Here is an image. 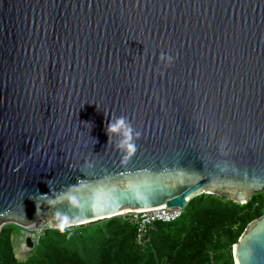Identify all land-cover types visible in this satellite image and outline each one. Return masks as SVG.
<instances>
[{
  "label": "water",
  "instance_id": "95a60500",
  "mask_svg": "<svg viewBox=\"0 0 264 264\" xmlns=\"http://www.w3.org/2000/svg\"><path fill=\"white\" fill-rule=\"evenodd\" d=\"M262 191L264 0H0V230ZM232 256L264 264V212Z\"/></svg>",
  "mask_w": 264,
  "mask_h": 264
},
{
  "label": "trees",
  "instance_id": "16d2710c",
  "mask_svg": "<svg viewBox=\"0 0 264 264\" xmlns=\"http://www.w3.org/2000/svg\"><path fill=\"white\" fill-rule=\"evenodd\" d=\"M264 212V194L246 203L200 194L169 221H154L138 239L131 214L67 228H44L25 258L16 256L21 227L0 230V264H234L232 245Z\"/></svg>",
  "mask_w": 264,
  "mask_h": 264
},
{
  "label": "clouds",
  "instance_id": "9594fccd",
  "mask_svg": "<svg viewBox=\"0 0 264 264\" xmlns=\"http://www.w3.org/2000/svg\"><path fill=\"white\" fill-rule=\"evenodd\" d=\"M160 60L170 63L172 61V57L165 53H161ZM105 131L108 136V140L111 138L110 134H115L120 137L117 148L126 153L123 157V160L126 162L135 151L134 137H138L139 133L134 131L131 124L124 116L116 117L115 119L110 120L106 125ZM35 242L36 240L33 244Z\"/></svg>",
  "mask_w": 264,
  "mask_h": 264
},
{
  "label": "built area",
  "instance_id": "2783aa9c",
  "mask_svg": "<svg viewBox=\"0 0 264 264\" xmlns=\"http://www.w3.org/2000/svg\"><path fill=\"white\" fill-rule=\"evenodd\" d=\"M180 208L177 207H156L151 209L144 210H135L128 212L126 214H131L133 219L138 221V239H141L143 233L151 229V223L154 221H169L178 217L181 213ZM34 235V234H33ZM33 240H37L35 237H32Z\"/></svg>",
  "mask_w": 264,
  "mask_h": 264
},
{
  "label": "rangeland",
  "instance_id": "374dc122",
  "mask_svg": "<svg viewBox=\"0 0 264 264\" xmlns=\"http://www.w3.org/2000/svg\"><path fill=\"white\" fill-rule=\"evenodd\" d=\"M262 193H263V191H262ZM264 194V193H263ZM187 205V204H186ZM185 208H186V206L183 208V210H185ZM125 215V214H124ZM77 226V225H76ZM74 227V226H73ZM44 228H46V227H43V228H41V230L39 229H28V231H30L31 233H33V232H37L38 233V236L42 233V231H43V229ZM20 235H19V239H20V241H17L16 243H15V253H16V256H18V257H21V258H25L29 253V250H28V248H27V246H26V244H25V240H24V237H22V234H23V232H22V229H20ZM34 234V236L33 237H35V233H33ZM22 237V238H21ZM22 248H25V249H23L22 250Z\"/></svg>",
  "mask_w": 264,
  "mask_h": 264
}]
</instances>
